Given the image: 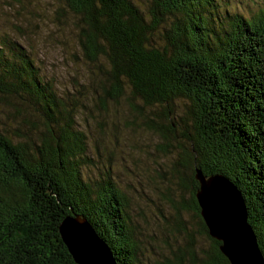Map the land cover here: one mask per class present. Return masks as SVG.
I'll return each mask as SVG.
<instances>
[{
	"label": "trees",
	"instance_id": "trees-1",
	"mask_svg": "<svg viewBox=\"0 0 264 264\" xmlns=\"http://www.w3.org/2000/svg\"><path fill=\"white\" fill-rule=\"evenodd\" d=\"M259 1L250 15L238 11L245 0H59L56 22L73 26L90 69L86 81L71 83L72 92L59 93L12 24V14L37 19L30 0H0V17L7 15L0 22L13 29L9 35L0 25V264H75L58 228L77 215L116 264H144L151 227L148 245L158 247L163 236L164 246L146 264H229L200 217L196 169L236 186L264 256ZM113 105L128 109L126 130L156 139L157 163L145 173L159 204L147 230L139 223L147 216L112 175L102 142L119 144L108 117Z\"/></svg>",
	"mask_w": 264,
	"mask_h": 264
},
{
	"label": "rangeland",
	"instance_id": "rangeland-1",
	"mask_svg": "<svg viewBox=\"0 0 264 264\" xmlns=\"http://www.w3.org/2000/svg\"><path fill=\"white\" fill-rule=\"evenodd\" d=\"M245 2L247 3L246 5L238 7L240 13L252 15L254 11L258 10L259 7L263 5L259 0H245ZM58 3L59 0H30L29 11L35 14L37 19L28 18L29 20L24 21L23 18H17L12 14V19L14 21L12 24L22 28L26 37L23 44L32 52L43 75L48 80L52 79L57 89L60 91L59 93H63L66 89L72 92L71 83L86 81V76L90 73V69H88L86 64L82 61L81 53L76 46L73 26L69 24L63 27L56 22L54 13L58 8ZM1 16L0 20L7 19V15L2 13ZM0 25H2L1 28L3 32L13 35L12 28H6V25L1 22ZM8 25H11V23ZM127 111L128 109L123 105L110 106L108 117L113 122L115 121L114 123L118 129L117 133L119 134L117 136L119 144L112 143L114 139H112V142L109 139H102V142L109 144V146L107 145V151L109 152L108 155L110 157L112 156L113 159V165H111L112 175L114 178L116 177V180H119V185L125 192H128L131 196L136 198L140 208L138 212H143L147 216L144 219H139V223H144L147 230L148 228L146 225L154 224L155 220L153 219H156L157 215L155 209L158 207L155 204H159L157 197L154 196L155 191L147 180V173H145L146 168L153 171L157 163H153L156 153L151 152L155 147L154 144L156 143V139L152 134L143 132L142 129H139L138 132H136L134 128H128L126 130L124 124L128 115ZM77 124L80 129H83L87 133L79 115ZM95 125L96 124H92L90 129H92L91 131H94L93 134L96 135L98 131H95V129H97ZM109 130L110 134H113V128ZM93 134L90 136L88 134L90 141L96 138ZM107 157L108 156L105 154L104 161L106 162H108ZM141 193L142 196H140ZM145 195H147L149 201H145ZM151 201L152 203H150ZM151 231H153L152 227L146 232L149 237H145V246H142L146 247L143 250L144 257L142 256L141 258L144 264H146L147 261H154V254L157 251V246L154 241L153 243L151 241V244L148 245V240L150 241L153 235ZM161 237L163 236H160L156 241L160 244H158V247L160 246L163 248L164 245Z\"/></svg>",
	"mask_w": 264,
	"mask_h": 264
},
{
	"label": "water",
	"instance_id": "water-1",
	"mask_svg": "<svg viewBox=\"0 0 264 264\" xmlns=\"http://www.w3.org/2000/svg\"><path fill=\"white\" fill-rule=\"evenodd\" d=\"M195 198L211 239L229 264H264L256 236L248 222L244 199L222 175L205 176L195 170ZM59 234L75 264H116L110 248L81 216L65 217Z\"/></svg>",
	"mask_w": 264,
	"mask_h": 264
}]
</instances>
